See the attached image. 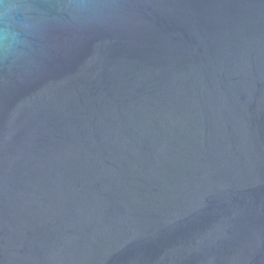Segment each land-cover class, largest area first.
Wrapping results in <instances>:
<instances>
[{"label": "water", "instance_id": "95a60500", "mask_svg": "<svg viewBox=\"0 0 264 264\" xmlns=\"http://www.w3.org/2000/svg\"><path fill=\"white\" fill-rule=\"evenodd\" d=\"M22 3L0 264H264V0Z\"/></svg>", "mask_w": 264, "mask_h": 264}, {"label": "clouds", "instance_id": "9594fccd", "mask_svg": "<svg viewBox=\"0 0 264 264\" xmlns=\"http://www.w3.org/2000/svg\"><path fill=\"white\" fill-rule=\"evenodd\" d=\"M27 12L28 6L22 0H0V58L13 55L23 43L20 33L31 30Z\"/></svg>", "mask_w": 264, "mask_h": 264}]
</instances>
